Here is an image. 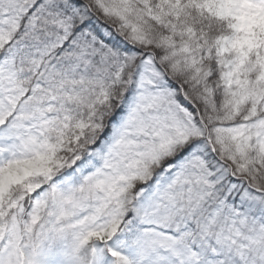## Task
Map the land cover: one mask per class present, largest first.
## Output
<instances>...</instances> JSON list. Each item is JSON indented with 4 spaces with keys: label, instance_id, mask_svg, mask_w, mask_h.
<instances>
[{
    "label": "snow or ice",
    "instance_id": "6c2138e0",
    "mask_svg": "<svg viewBox=\"0 0 264 264\" xmlns=\"http://www.w3.org/2000/svg\"><path fill=\"white\" fill-rule=\"evenodd\" d=\"M0 264H264V0H0Z\"/></svg>",
    "mask_w": 264,
    "mask_h": 264
}]
</instances>
